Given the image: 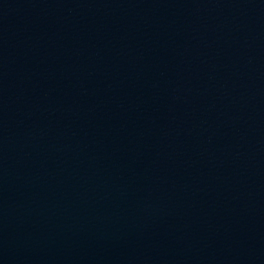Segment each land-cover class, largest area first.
Instances as JSON below:
<instances>
[{
    "label": "water",
    "instance_id": "1",
    "mask_svg": "<svg viewBox=\"0 0 264 264\" xmlns=\"http://www.w3.org/2000/svg\"><path fill=\"white\" fill-rule=\"evenodd\" d=\"M0 264H264V0H0Z\"/></svg>",
    "mask_w": 264,
    "mask_h": 264
}]
</instances>
